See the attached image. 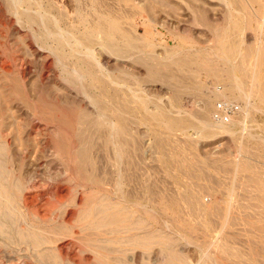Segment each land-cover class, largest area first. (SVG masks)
I'll list each match as a JSON object with an SVG mask.
<instances>
[{"label":"bare ground","instance_id":"1","mask_svg":"<svg viewBox=\"0 0 264 264\" xmlns=\"http://www.w3.org/2000/svg\"><path fill=\"white\" fill-rule=\"evenodd\" d=\"M70 1L60 6L55 0H0V264H189L173 235L192 232L194 226L176 222L175 215L168 214L171 204L184 199L206 227L221 210L217 205L208 208L203 197L200 201L195 184L187 185L181 197L170 196L165 184L154 180L145 160L132 154L136 143L128 133L135 114L120 96L118 59L143 53L136 58L149 78L177 85L182 93L205 96L207 113L216 98L243 92L232 83L233 75L243 70L233 62L240 45L231 47L230 37V47L226 46L227 39L216 28V60L192 52L156 58L146 51L150 43L143 46L138 35L123 27L118 5L127 0ZM163 2L151 0L146 10L152 14L157 4L166 5ZM253 48L245 57L259 59L260 49ZM201 72L215 82L209 94L198 82ZM219 81L227 84L220 87ZM178 90L172 94L175 105L182 94ZM138 100L147 112L145 119L159 121L167 131L197 125L157 106L151 116L143 95ZM199 121L205 136L213 127L223 131L230 124L212 123L208 117ZM164 140L159 142L165 145ZM175 156L170 154L163 162L183 168ZM253 182L264 191V183ZM227 213L220 212L224 227L230 220ZM218 250L229 252L227 245Z\"/></svg>","mask_w":264,"mask_h":264},{"label":"rangeland","instance_id":"2","mask_svg":"<svg viewBox=\"0 0 264 264\" xmlns=\"http://www.w3.org/2000/svg\"><path fill=\"white\" fill-rule=\"evenodd\" d=\"M55 1L58 2L60 6L61 4H66V6L71 4L70 0ZM150 1L148 0V2ZM158 1H166V7L163 4L164 2L161 4L159 3L153 9L151 14V10L149 11L147 9L148 12L146 10L148 4V2L146 3V0H127V2H124L126 3L124 6H122L123 3L120 4L122 1L118 0V4L121 5H118V15L121 16L122 19L124 18L123 27H126L125 29L128 31H132H129L130 33L127 32L133 36L138 35L136 38L140 37L138 41L140 44L142 43L143 46L145 44H151L152 47L147 48L146 51L156 58L168 57L170 55L178 56L183 53L186 54L192 52L193 55L200 54V58L208 57L215 60L216 58L213 57L215 56L213 52L216 50V45H218V41L216 40V38H218L217 33L220 32L219 35L227 39L226 46H233L234 48H236L237 45L241 46H238V50L236 49V52H238V61L236 60L237 56H234L233 62L235 60L234 66L237 67L238 64V67L245 72L237 71L233 75V81L234 77L235 81L232 83L237 87H241L242 89H240L243 90L244 94L246 92L247 96L246 94L243 95V92L241 91V94L230 95L228 96V99L218 97L212 102V110H209V112L206 113L205 96L200 97L197 93H182L180 92V87L177 85H174L176 87L173 86V88L171 84L149 78L144 66L140 65L136 58L143 55V53H137L134 56L132 55V58L130 56L127 57V59L119 58L118 85H120L118 86V89L120 91V96L124 97H122V99H124L127 105L129 104V108L133 110L135 114L134 122L132 121L129 125L130 133H128V135L130 134L129 137H131L128 138L135 141H132L133 144L136 143L132 146V154L135 157L138 156V158H143L145 160L153 177H156H154V180L160 179V184H165L170 196L181 197L179 195L186 191V187H188L187 185L193 187L195 184L194 188L200 191L198 192L201 196L198 195L200 201L203 197L202 201L206 203L208 208H214L217 205L216 208H219L221 210L220 212H228L227 214H229L228 216L230 220L228 224H226L227 226H222L221 214L219 212V214L217 213L215 216H212L213 221H209L213 222V224L209 223V226L206 227L201 225L202 217H200L199 214L194 213L191 209H187L190 207L188 203H185L186 201H184V199L181 200L180 198V201L177 203L182 206H176L177 204H174L173 206V204H171L172 206L170 207V210H168L170 211L168 214L171 216L175 215L176 222L178 221L182 225L187 224L186 226L189 227L194 226L192 232H189L191 230L188 232L182 230L180 231L181 233L175 232V235H173L174 232H172L173 236L176 238L178 237L179 251L184 257L186 256L185 258L189 264H212L213 262V264H264V250L262 251V248H264V191L257 187V182H253V180L257 179L264 183V0ZM108 2H111V0H108ZM202 2L204 4H202ZM167 3L168 6L171 5V7H168ZM128 6L129 8H127ZM195 6L196 8H194ZM233 9L234 11H232ZM227 14L232 15L227 16ZM233 18H236L235 21H233ZM216 28L220 29V31H216ZM221 31L223 32L221 33ZM213 36H216V38ZM230 37L234 38L232 39ZM261 38L262 40H259ZM230 39H232V41L235 40L234 42L236 43L230 41ZM215 41H217V43H215ZM228 42L232 43V45ZM253 47L255 49L258 47V49H260L257 55L259 58L262 53L259 58L260 60L254 57L252 59L250 55L249 57L247 56V58L245 57V55L248 54V51L249 54H251L250 50H252ZM194 51L196 53H194ZM239 52H241V54H239ZM242 52L244 53L242 54ZM239 63H241V67ZM253 72L254 77L256 76L257 79H254V77L251 78V73ZM199 75L198 82L200 81L199 83L206 86V91H208L206 94H209V90H214L216 86L213 84L215 83L214 80L205 74V72H201ZM219 82L220 83L218 84L221 86H218L220 87L227 84L221 81ZM175 89L182 93L180 96L181 98L180 100L178 99L179 102H177L176 105L174 104V96L172 95L173 93H176V91L174 92ZM142 95L143 99L145 98V100H147L148 114L151 116L157 112L158 108H162L163 111L172 116L192 119V121L197 124L196 127L192 128V126H189L187 128H181L170 132L164 129L161 123L158 124L157 122L159 121L153 119L150 121L146 120L147 112L141 110L138 100L139 97L142 98ZM220 101H229L239 106V112L234 114L230 120V124H227V127L224 126L225 131L230 130L231 132L225 133L224 130L217 131L216 128L213 127L211 130L214 131H212L209 136H205L200 132L199 126L201 125V121L199 120L208 117L212 123H214L213 121L216 119L213 115L218 106V102ZM226 128H228V130ZM160 140H164L166 144L162 145V143L159 142ZM170 154L171 156L176 155L177 158L180 157L181 159H179L185 168L184 166L183 168L178 167L174 163L173 165H166L163 161L165 158L169 157ZM182 157L184 162L182 161ZM174 165L175 168L173 167ZM235 167H238V170H236L237 172L235 171ZM192 172L195 173L196 176H192ZM175 210L176 212H174ZM192 212L194 215L196 214L195 218L192 216ZM197 216L199 218H197ZM183 221L187 223H184ZM204 227H206V229ZM210 244H212V246ZM222 245H227L229 252L227 251L226 253L225 251L224 253V251H222L223 249L221 251L218 250L219 246ZM209 249L211 250L209 251ZM231 251H233V254H240V256L235 257V254L231 255ZM212 256H214L215 260Z\"/></svg>","mask_w":264,"mask_h":264},{"label":"built area","instance_id":"3","mask_svg":"<svg viewBox=\"0 0 264 264\" xmlns=\"http://www.w3.org/2000/svg\"><path fill=\"white\" fill-rule=\"evenodd\" d=\"M239 110V106L237 104L220 101L218 102L217 109L214 113V117L216 120L221 122H229L234 114H236Z\"/></svg>","mask_w":264,"mask_h":264}]
</instances>
